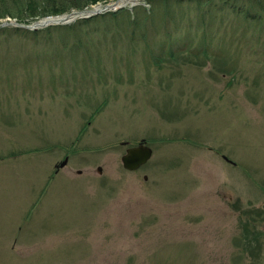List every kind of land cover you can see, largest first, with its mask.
Wrapping results in <instances>:
<instances>
[{
    "label": "rangeland",
    "instance_id": "1",
    "mask_svg": "<svg viewBox=\"0 0 264 264\" xmlns=\"http://www.w3.org/2000/svg\"><path fill=\"white\" fill-rule=\"evenodd\" d=\"M119 1L43 14L38 0H0V264H264V233L242 240L244 227L264 232V0L234 2L254 21L202 17L206 4L106 7ZM136 8L158 23L147 42L130 41L117 16V29L82 28L75 56L73 33L53 28ZM158 10L177 37L204 21L213 56L187 48L155 67ZM13 28L53 32L32 40ZM141 139L152 155L127 170L120 157Z\"/></svg>",
    "mask_w": 264,
    "mask_h": 264
},
{
    "label": "trees",
    "instance_id": "2",
    "mask_svg": "<svg viewBox=\"0 0 264 264\" xmlns=\"http://www.w3.org/2000/svg\"><path fill=\"white\" fill-rule=\"evenodd\" d=\"M87 0H38V3L44 5L46 8H48V12H45L43 14H58L62 12H68L73 9H82L83 7L87 6L86 3ZM93 1V0H90ZM212 0H150L148 3H151V6L158 7V8H164L168 6V3H176L177 5L181 6L184 4L188 3H194L197 5V8L199 9L200 6L205 5L206 11L207 12H201V16L204 17L205 14H209L211 12H221V11H228V12H234L240 14V16H244L245 18H249L254 20H258L256 18L255 13L251 12L252 10L249 9H242V7L237 6L234 4L235 0H216L220 8H214L215 4L211 2ZM26 4V3H25ZM258 8H260L259 4L256 5ZM1 8V7H0ZM166 11V10H165ZM157 12H163V10H158ZM153 9L151 8V12L145 13L143 8H136L131 11H123L120 10L118 12H110L107 13L106 15H101L100 17H90V18H82L78 19L77 21L71 23V26H66V25H57L55 32L58 29H66L72 32L73 36H75L74 41H72V45L68 47L69 53L72 55L77 56L81 51L87 46L86 41H82L81 36L82 33L80 32L81 29H86L88 28L90 24L96 23L94 25H97L99 21L104 22L105 26H109L111 22H113L112 25L116 29L120 27V24H118L117 16L123 21H126L129 29L127 32L130 33L127 37L130 39L132 42H138L139 38L143 40L144 42H147L150 38L147 37V29L149 27V24L152 23V26L154 27L157 23V21H151L150 20V14H153ZM162 18H164V25L162 26L163 32L159 36V46L154 48V49H149L147 51L148 57L151 59L152 64L156 67L159 66L158 64L163 61L164 59H173V57L177 53H186L185 50L190 48L189 56L194 57L197 55H203L204 57H209L213 56V54L208 53V44H205L204 42L207 39V24L204 21H199L194 24L189 23L187 26V30L185 31V34L177 37L175 33L170 29V27H166V24L173 22L172 17L167 19L166 12H163ZM262 14V13H261ZM155 16L157 19V15L155 12ZM122 23V22H121ZM176 24V23H175ZM122 26V24H121ZM14 30H17L18 35L22 36H29L32 40L35 39H40L42 38L41 36H44L43 38H48L51 36V33L53 32L52 29L46 28L42 32H40L37 29L34 30H27L23 28H13ZM108 29V28H106ZM61 30L59 32H61ZM200 34L198 37V44L196 46H193V33L194 32H199ZM58 33V32H56ZM139 37V38H138ZM65 42V41H63ZM66 43V42H65ZM192 45V46H191ZM63 46H66L64 44ZM187 54V53H186ZM60 55V53L58 54ZM188 55V54H187ZM148 68H150V65H148ZM260 210L259 208H254L250 210H246L247 214L249 216H256L257 211ZM242 226V225H241ZM243 229V226H242ZM245 233L242 235V240L245 242H252L255 241L258 243L259 241V235H261V231L258 230L255 233H252L251 236H249L246 233V227H244ZM244 249V247H243ZM250 249V248H249Z\"/></svg>",
    "mask_w": 264,
    "mask_h": 264
},
{
    "label": "water",
    "instance_id": "3",
    "mask_svg": "<svg viewBox=\"0 0 264 264\" xmlns=\"http://www.w3.org/2000/svg\"><path fill=\"white\" fill-rule=\"evenodd\" d=\"M114 4V3H113ZM113 5H108L106 7H112ZM81 13H75V15H80ZM64 22V21H61ZM58 23V22H57ZM41 24L36 21L31 24V26H40ZM151 156V148L143 143H139L136 146L128 147L125 153L121 156V163L125 169L134 170L140 165L144 164ZM67 158H65L59 166L65 165ZM98 172H101V168H97Z\"/></svg>",
    "mask_w": 264,
    "mask_h": 264
},
{
    "label": "bare ground",
    "instance_id": "4",
    "mask_svg": "<svg viewBox=\"0 0 264 264\" xmlns=\"http://www.w3.org/2000/svg\"><path fill=\"white\" fill-rule=\"evenodd\" d=\"M138 1L139 0H120L119 2H117L116 5H113V7H115L117 5L121 6V5H124L127 3L134 4V3H137ZM72 16H75V15H69V17L68 16H57V18L46 17V18H43V20H40L39 23L43 24V25H47V24H51V23H55V22L65 21V20H67V18L70 19Z\"/></svg>",
    "mask_w": 264,
    "mask_h": 264
}]
</instances>
